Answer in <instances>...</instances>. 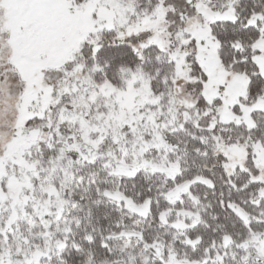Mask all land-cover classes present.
Instances as JSON below:
<instances>
[{
    "label": "snow or ice",
    "instance_id": "1",
    "mask_svg": "<svg viewBox=\"0 0 264 264\" xmlns=\"http://www.w3.org/2000/svg\"><path fill=\"white\" fill-rule=\"evenodd\" d=\"M0 264H264V0H0Z\"/></svg>",
    "mask_w": 264,
    "mask_h": 264
}]
</instances>
